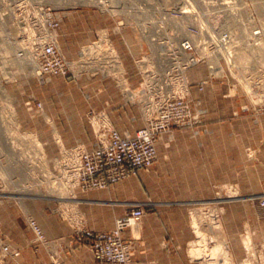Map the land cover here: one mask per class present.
Returning a JSON list of instances; mask_svg holds the SVG:
<instances>
[{
  "label": "rangeland",
  "instance_id": "obj_1",
  "mask_svg": "<svg viewBox=\"0 0 264 264\" xmlns=\"http://www.w3.org/2000/svg\"><path fill=\"white\" fill-rule=\"evenodd\" d=\"M0 1V7L9 3V0ZM38 1L45 2L44 0ZM202 1L207 4H218L219 2L230 5L235 4L239 13V21L241 25V27H238V32L241 31L240 34L246 38H248V34L251 32H260L261 37L256 40L254 39L253 43L260 45L264 42V17L262 15L264 13V0ZM197 4V0H156V8L161 11L163 10L158 16V20L165 17L167 12L175 10L182 13L192 12V6H196ZM48 7L53 9L55 13L60 16V23L56 34V45L66 61L77 65L79 61H82L84 55L85 57L88 56L90 53L89 48L91 44L96 41L98 36L107 32L116 53L125 67L126 76L116 77L119 79L118 81L112 76L100 73L93 76V73L86 71L81 72L76 78L67 76L51 79L52 77H56L52 76L47 77L44 82L39 83L33 77L27 79L24 78V76L15 75L11 69H8V65H6L5 69H0V206L6 211L13 212L16 216H22V218L25 219L27 228L31 232L32 230L29 222L32 220L41 228L35 219V216H60L70 223L74 220L76 221L78 216H84L80 211V199L78 194L91 191H102L96 189L84 191L80 188L59 186V184H61L59 180L64 171V168L59 165V162L62 160L61 156L66 151H69L76 146H82L84 148L89 144L96 146L97 141L93 133L92 124L88 119L89 116L91 114L95 116H105L109 120L111 127L117 131L118 129L110 117L111 112H115L123 106H130L135 107L138 110L142 120L139 108L134 101L129 99V96L125 92L126 90L137 89L140 84V77L137 72L135 59H137L138 54H140L141 51L146 50V48L145 45H142L140 37L138 36V31L129 28L124 29L121 32V30L115 29L118 19H115L106 12H101L99 9L91 5L76 4L71 6L66 5L65 7L59 8L50 4ZM93 11L99 12L104 20L107 21L101 28H70L65 30L61 28L62 24L77 18L80 13L85 14ZM245 41V39H242L241 43H246ZM260 48L261 47L258 49ZM263 50L260 53L264 56ZM86 62L88 63V61ZM125 64H130L134 67L135 76L138 79V84L135 87H133L128 80V71L130 68L128 69ZM257 66L258 68L255 70L256 77L252 80L253 82L251 83L250 88L244 85V81H237V78L235 79V82L233 77L229 74L226 65L225 76L223 78L215 76L211 77L207 66L202 65V63L201 65L189 69L186 72L188 76L187 78H189L187 91H176V97H174L171 102H177L179 104L181 101L185 107L189 109L192 117L185 116L182 120H176L169 124H164L162 127L157 126L158 132L154 142L155 151L156 145L164 134L188 129L196 133L204 131L203 122L206 115V109L203 107L202 100L199 96L206 90L207 86L213 83H219L227 87V92L224 96L222 95L224 100L236 102L238 107L232 111L231 119L250 114L258 123V133L256 134L257 140L252 142V135H245V143L241 144L240 148L237 149L238 151H233V153H238L240 151L241 156L235 155L233 157H226L227 163L224 184L215 185L209 188L206 197L190 198L189 200L191 202L186 204V208L189 210L188 224L194 236L192 242L188 246L189 257L191 256L190 251L192 250V247L199 244L200 241L201 243L199 245L203 242V248H206V250L204 249L205 254L209 255L207 258L202 257L200 259H193L190 257L192 261L196 262L195 264H234L230 252L231 244L222 224V216H229L232 205L237 201L244 203L246 200V202H254L257 203L259 207H264V155L261 151V147L264 146V128L259 125V121L264 116V65L260 64ZM202 68L205 70L206 75L202 77L200 74L201 71H199L198 77L196 76V80L192 83L189 72L193 69L197 70ZM177 71L178 70L175 69V75L177 74ZM95 79L98 80L97 85L99 92H97V96L102 99L101 104H99L100 106L98 109L89 107L86 112L85 121L79 128L81 136H86L87 131L90 130L93 134L94 140L88 138V140L82 139L77 140L76 142L70 140L71 142H74V145L69 148L61 147V140L54 137L52 133L51 136L53 139H49V130H51V126L46 119L45 109L53 114L57 112L59 114L58 119H60L64 114L72 111L73 107L80 102L87 106L90 104L88 84L90 82L92 83ZM48 80L50 81L47 87L40 89V87ZM73 80L75 82L74 85L72 84ZM201 83L204 85L202 89H200ZM79 84H86V87L81 88L77 86ZM234 84H236V86H234ZM113 85L117 90L115 91V96H117L116 102L113 100L111 93L107 95L108 90H111L110 87ZM192 87H196L198 93L193 92ZM36 90L38 91L35 93ZM28 96L32 97L33 105L37 106L38 103L42 105V113L40 115L33 114L23 106V103L27 100ZM220 98L221 95L220 97L213 96V100L215 101ZM9 117L15 120V123L17 124L16 133L11 130L8 125L3 124V121H6ZM41 121L47 125L43 124ZM134 127L142 129L145 127V124L142 120V125H134ZM261 127L263 129L260 131ZM72 128L73 126L69 127L66 131L68 136H72ZM139 128L136 132L140 130ZM18 133H21L24 139L17 138ZM124 133V135L129 136L135 135H131L127 131ZM51 136L50 138H52ZM249 139L255 148L250 146ZM65 158L68 159V156H65ZM156 160L157 155L155 161ZM227 164H230V166ZM151 167L144 171L150 172ZM227 169H232V171H228ZM137 175L138 173L130 178L136 177ZM135 203L139 202H129V208ZM147 206L148 204H144L145 212ZM241 206L243 210L246 207L242 204ZM129 208L126 210L124 216L127 214ZM241 216L239 224H241L242 227L241 225L240 227L238 226V231L245 244L246 251L240 264H264V244L252 243L249 238L248 230L244 226L248 216ZM121 218H118L116 222ZM192 220L193 222L197 221V224H199L200 231L202 232L201 235L197 236L194 226L196 224L193 223ZM207 220L210 221L209 224ZM217 221L219 222L216 223ZM141 223L142 220L135 228H126L121 234L125 241L131 243L132 249L130 255L134 250L133 240H135V238L132 237L131 239H125L123 233L126 230L133 232L136 231ZM213 223H216V225L220 224V230L217 231L216 229H210L209 225L210 227L214 226ZM205 224L208 226L205 227ZM115 226L112 230L115 229ZM78 228L83 231H90L83 227ZM233 229L236 230V227ZM219 236L222 237V239H219L223 242L222 246L217 241V237ZM0 239L4 242L3 238ZM35 239L36 238L33 234V244H41L35 242ZM86 243L89 245L88 242ZM13 252V255L5 257L7 264H11V260L16 259L20 255L18 249L13 250Z\"/></svg>",
  "mask_w": 264,
  "mask_h": 264
},
{
  "label": "built area",
  "instance_id": "obj_2",
  "mask_svg": "<svg viewBox=\"0 0 264 264\" xmlns=\"http://www.w3.org/2000/svg\"><path fill=\"white\" fill-rule=\"evenodd\" d=\"M95 1L86 5L94 6L101 12L117 18L115 29L137 30L142 45H145L146 50L141 51L135 59L140 77L139 87L125 91L129 99L139 108L145 127L137 131L134 136H121L111 127L105 116L93 114L89 116L97 141L95 149L88 151L82 146L73 147L61 156L62 160L59 162V165L64 168L59 186L80 188L84 191L103 190L153 165L156 159L154 142L158 132L157 126L162 127L164 124L182 120L185 116L192 117L189 109L180 100L179 104L171 102L176 97V91H187L189 82L186 72L189 69L202 63L207 66L211 77L223 78L226 65L234 81L236 78L239 82L244 81L245 86L249 81L250 84L247 87L250 88L252 80L256 77L255 70L258 66L256 65L254 69H246L245 67L249 64H239L240 49L246 44L253 50L262 45L253 43L254 39L261 37L260 32H251L248 38L242 36L241 31L238 32V27L241 25L235 4L220 2L207 4L203 1L205 3L203 11L207 12L205 16L199 14L197 5L192 6V12L182 13L176 10L170 12L174 13L175 18L189 14L194 18L193 23L191 21L187 25L188 31L193 36L192 39L186 36L176 41L165 38L162 32L163 27L156 20V0H146L148 3L144 0H134L135 2L130 3L123 0L119 5L113 4L112 0ZM134 3L138 6L137 15L133 9L125 10ZM117 8L119 11H115ZM138 10L151 11L153 19L150 17L146 21L144 13L139 15ZM198 18L209 20L198 24ZM0 22V26L10 31L7 38H0V69H5L8 65V69H11L15 75L24 76L27 79L33 77L39 83L52 76L76 78L81 72L86 71L93 73V76L97 73L114 78L126 76V70L107 32L99 35L91 44L88 56L84 55L82 61L72 67L73 63L65 60L56 45L60 16L45 2L9 0L8 4L0 7ZM207 22L211 25L216 24L214 31L212 29L208 31ZM242 39H245L246 43H241ZM7 45L14 48L8 55L1 51V48H6ZM160 45L165 46V50L156 56L158 54L156 48ZM213 57L218 59L217 64L216 62L213 64ZM9 59L28 60L30 68L17 69L9 63ZM159 59L165 62V68L160 72L158 71ZM118 69L121 70L118 71ZM175 69L178 70L176 75ZM200 85L202 89L203 83ZM23 106L35 115L42 113V105L40 103L37 106L33 105L31 96L27 97ZM3 122L8 125L7 120ZM65 156H68V159ZM144 212V204L135 203L131 205L127 214L116 222L115 229L111 232L93 233L76 227L72 241L88 242L95 264H129L131 243L125 241L121 234L126 228L136 227L142 220ZM29 223L36 238L35 242L45 244L41 228L33 220ZM13 254V250L0 239V264H7L5 257Z\"/></svg>",
  "mask_w": 264,
  "mask_h": 264
},
{
  "label": "crops",
  "instance_id": "obj_3",
  "mask_svg": "<svg viewBox=\"0 0 264 264\" xmlns=\"http://www.w3.org/2000/svg\"><path fill=\"white\" fill-rule=\"evenodd\" d=\"M106 22L99 12L93 11L80 13L77 18L62 24L61 28L95 29L101 28ZM125 65L130 68V84L137 86L134 67ZM199 71L202 77L206 75L203 68L189 72L192 83L198 77ZM53 78L63 77L56 76L51 79ZM50 80L40 89L47 87ZM97 82L95 79L88 84L90 104L87 106L80 102L60 119L57 112L53 114L45 109L46 119L51 126L49 139H53L52 133L61 140V147L64 148L71 147L77 140H94L90 130L86 136H81L79 128L85 121L89 107L98 109L101 104L102 99L97 96ZM72 84H75L74 80ZM77 86L85 88L86 84ZM110 89L107 95L111 93L116 102L117 90L114 85ZM192 91L198 93L196 87H192ZM226 92V86L213 83L202 94L199 93L206 109L204 131L196 133L188 129L164 134L156 145L157 160L150 172L139 170L136 177L120 181L105 190L79 193L80 211L84 216H78L72 223L60 216H35L46 237L45 244H33V234L27 228L25 219L0 206V238L12 250L18 249L20 252L19 257L11 260V264H95L89 245L86 242L72 241L74 229L78 226L92 232L111 231L116 220L124 216L131 201L148 206L139 228L134 232L126 230L123 233L125 239L135 238L129 264H195L188 254V246L194 236L188 224L189 210L186 204L191 202L190 198L206 197L209 188L224 184L226 157L241 156L240 151H233L245 143V135H252V142L257 140L258 123L252 115L231 119L232 111L238 106L236 102L224 100L222 95ZM220 95L221 100H213V96ZM110 117L121 136L125 131L134 135L139 128L134 125H142L135 107H120L119 110L111 112ZM259 125L264 128V116ZM72 126V136H68L66 131ZM249 141L250 146L254 147L250 139ZM85 148L93 151L95 146L89 144ZM261 151L264 155V146ZM241 204L246 206L244 210ZM230 211L229 216H222V224L231 244L230 252L234 264H240L246 251L238 231L240 217L248 216L244 226L252 243L264 244V207L245 200L244 203L235 202Z\"/></svg>",
  "mask_w": 264,
  "mask_h": 264
},
{
  "label": "bare ground",
  "instance_id": "obj_4",
  "mask_svg": "<svg viewBox=\"0 0 264 264\" xmlns=\"http://www.w3.org/2000/svg\"><path fill=\"white\" fill-rule=\"evenodd\" d=\"M48 5H53V6H57L59 8L61 7H65L66 5L67 6H71V5H76V4H90V3H95L96 1L95 0H44ZM123 1V0H112V3L113 4H118ZM127 3H130V2H135L134 0H126ZM149 1V0H148ZM148 1H144L146 3H148ZM152 1V0H151ZM1 2V1H0ZM198 4H197V9L200 11L199 14L201 13V15L205 16L206 15V11H203V8L205 3L202 1V0H197ZM125 6H126V3H125ZM138 6L134 3L133 6L131 7H128V8H125V10H129V9H133L137 15V9ZM115 11H119V8L115 9ZM163 11V10H162ZM161 10L157 9L156 10V20L160 22L161 26L163 27L162 28V32L165 34V38L166 39H175L176 41H179L181 38H186L189 37H193L192 34L188 31V28H187V25L194 19L191 17V15H181V17L179 18H175L173 17L174 16V13H167L166 14V17H164L163 19H160L158 20V16L162 13ZM144 13V17H145V20H149L150 17L152 18L151 16V11H139L138 10V14L139 15H142ZM263 17H264V13L262 14ZM208 17V16H207ZM167 18V19H166ZM153 19V18H152ZM206 19V18H205ZM209 19H206V20H203L202 18L197 20V23L198 24H202V22L204 21H208ZM1 23V22H0ZM193 23V21H192ZM208 23V22H207ZM227 25H229L227 23ZM160 26V27H161ZM208 31L210 32L211 29L214 31V29L216 28V24H210L208 23ZM227 26H225L226 28ZM123 30H121L122 32ZM120 32V33H121ZM10 33L9 30L5 29L3 26H0V38H7V35ZM148 33H150V31H148ZM210 34V33H208ZM192 39V38H191ZM159 48H156V51L159 55L161 52H163L165 50V46H158ZM264 49V42L262 43L261 45V48L258 49V50H253L251 49L249 46L247 45H242L241 46V49H240V56L238 58V62L239 64H249V66L245 67L246 69L250 68V69H254L256 65H264V56L260 53L262 50ZM14 50L13 47H11L10 45H7L6 48H1V51L2 52H6V55L8 54H11V52ZM264 51V50H263ZM181 54H184L183 52H181ZM264 54V53H263ZM184 57V55H182ZM214 61H213V64H216L218 63V59L216 57H213ZM26 60H20V59H9V63H11L12 65H14L17 69H23L24 70V67H29V64H28V60L25 62ZM30 61L32 62V60L30 59ZM121 61V59H120ZM6 64L8 63V58L7 60L5 61ZM15 64H14V63ZM32 64V63H31ZM122 64V62H121ZM75 64L72 65V67H74ZM123 66V64H122ZM30 68V67H29ZM123 68L125 69V67L123 66ZM165 68V62L161 59L158 60V71H162L164 70ZM121 69H118V71H120ZM187 75V74H186ZM188 77V76H187ZM188 82H189V78H187ZM247 83V86L250 84L249 81L246 82ZM1 91V90H0ZM141 113V112H140ZM142 117V115H141ZM142 120H143V117H142ZM8 121V126L10 127L11 130L15 131L16 133V123H15V120L11 119L10 117L7 119ZM4 125H7L6 122H3ZM1 127V126H0ZM17 138L19 139H24V137L21 135V133H18V136ZM217 217V216H216ZM195 218V217H193ZM218 219V218H216ZM210 220V219H209ZM208 221V220H207ZM206 221V222H207ZM193 222V220H192ZM210 221H208V224H209ZM219 221H217L216 223H218ZM195 223L196 225L195 226V232L197 233V236L201 235V231H200V227H199V224H197V221L196 222H193ZM216 223H213L214 226H211L209 225V228L211 229H216L217 231L220 230V224L216 225ZM211 224V223H210ZM212 224V225H213ZM208 226V225H207ZM206 224H205V227H207ZM135 228V227H134ZM202 229V228H201ZM204 229V228H203ZM206 229V228H205ZM42 230V229H41ZM204 231V230H203ZM43 232V231H42ZM204 233V232H203ZM44 235V233H43ZM203 236V235H202ZM45 237V235H44ZM199 238V237H198ZM204 238V237H203ZM217 241L218 243L222 246L223 245V242L222 240H219V239H222V237H217ZM45 241H46V237H45ZM203 241V240H202ZM47 242V241H46ZM201 243V241H200ZM199 243V244H200ZM195 245L194 247H192V250L190 251L191 252V257L193 259H200L202 257L204 258H207L209 255H206L205 254V250L206 248H203V242L201 245ZM219 245V247H220ZM205 249V250H204Z\"/></svg>",
  "mask_w": 264,
  "mask_h": 264
}]
</instances>
